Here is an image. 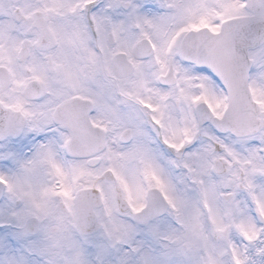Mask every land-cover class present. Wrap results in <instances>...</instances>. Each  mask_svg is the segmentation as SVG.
Instances as JSON below:
<instances>
[{
	"label": "snow or ice",
	"instance_id": "1",
	"mask_svg": "<svg viewBox=\"0 0 264 264\" xmlns=\"http://www.w3.org/2000/svg\"><path fill=\"white\" fill-rule=\"evenodd\" d=\"M0 264H264V0H0Z\"/></svg>",
	"mask_w": 264,
	"mask_h": 264
}]
</instances>
